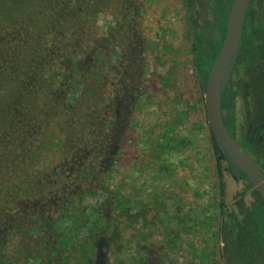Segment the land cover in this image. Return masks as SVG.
<instances>
[{"label": "trees", "instance_id": "trees-1", "mask_svg": "<svg viewBox=\"0 0 264 264\" xmlns=\"http://www.w3.org/2000/svg\"><path fill=\"white\" fill-rule=\"evenodd\" d=\"M115 1L117 18L121 15L127 21L130 9L125 5V13L123 4L136 5L138 0ZM103 4L104 0H0L3 254L22 235L28 258L39 264H98L96 244L101 233L108 234L120 251L119 217L137 218L131 207L124 209L126 198L116 194L109 182L124 137L115 130L116 96L122 88L124 63L130 58L121 41L132 32L127 27L120 36L115 31L104 38L98 34L96 20ZM183 4L189 8L188 2ZM221 8L227 15L225 6ZM226 15L214 51L199 39L192 46L194 67L204 91L224 41ZM234 100L228 88L223 117L237 137V121L228 116L234 111ZM175 140L178 146L172 143ZM244 143L258 158L252 142L247 139ZM190 145L191 141L175 136L163 147L183 150ZM217 162L224 264H264V201L246 177L253 196L251 204L249 208L241 204L231 213L224 201L223 167L220 160ZM259 163L264 170V163ZM100 195L98 203H85L87 198ZM22 203L36 204L31 207L36 213L5 229L12 210L22 209ZM4 259L3 264H15L7 256Z\"/></svg>", "mask_w": 264, "mask_h": 264}, {"label": "rangeland", "instance_id": "rangeland-1", "mask_svg": "<svg viewBox=\"0 0 264 264\" xmlns=\"http://www.w3.org/2000/svg\"><path fill=\"white\" fill-rule=\"evenodd\" d=\"M184 2L149 0L147 6L145 62L142 76L137 77L138 97L123 127L124 137L109 179L111 189L126 198L124 209L131 207L137 218L126 214L119 217L120 251L108 234L101 233L100 237L109 242L110 251L106 258H99L100 264H224L217 154L209 134L205 91L194 67V40L185 23ZM102 6L96 32L103 38L111 31L118 34L116 1L104 0ZM247 16L253 25L263 26L264 0H251ZM133 46L121 45L128 49V55L137 51L136 44ZM254 52L250 62L238 71V93L232 94L235 107L228 113L237 121L238 134L243 138L249 137L253 120H264V113L255 108L261 93L254 92ZM175 136L188 137L191 145L168 151L163 144ZM172 143L179 145L177 140ZM262 143L255 149L264 163ZM224 180L227 209L236 212L241 204L249 208L253 196L247 182L236 181L227 171ZM99 198L101 195L87 198L85 203L94 205ZM25 245L22 236H18L7 253L0 251V264L6 256L15 264H39L28 258Z\"/></svg>", "mask_w": 264, "mask_h": 264}, {"label": "flooded vegetation", "instance_id": "flooded-vegetation-1", "mask_svg": "<svg viewBox=\"0 0 264 264\" xmlns=\"http://www.w3.org/2000/svg\"><path fill=\"white\" fill-rule=\"evenodd\" d=\"M184 1L188 2L189 4V8L185 9V21H186L185 23L187 24V26H189V29L191 30L193 40L195 41L196 39L197 40L199 39L201 43L205 45H209L211 50L214 51V49L218 45V42L221 39L222 21L224 20L226 15L225 12L224 13L222 12L221 5L225 6V10H227L226 16L228 18L229 10L232 3H230V0H223V2H220V0H194L192 3L190 2V0H184ZM127 2L129 3L130 0H126V3ZM125 5L127 6V9H130V13H129L130 16L127 18V21L121 19L120 18L121 15L119 16L120 19L118 18V25H120L122 28L119 26L121 32L120 31L118 32V36L122 35V31H124L128 27L129 28L128 32L131 30L132 36L126 37L124 41L123 40L121 41V43L126 44L127 41L129 43L127 44L128 47L131 45L133 46V44H136L137 51H135V49L133 51L137 53L135 52L130 53L129 60L127 61L126 64L124 63L122 88H120L118 95L116 96L117 104L115 111L116 112L115 130L119 132L118 135H122L121 133L123 131V127H125L127 123V116L131 114V111L133 110V107L138 97L137 87L139 84H137L138 82L137 77L138 75L142 76V69H143L142 65L145 59V57H143L144 56L143 52L145 50L143 39L145 38L144 34L146 33L145 27L147 24V16L149 10L147 6L149 5V0H138V3L136 5L135 3L134 4L132 3V6L123 4L124 6L123 10L126 13L127 9L125 8ZM226 23H227V19H226ZM244 36H245V41H244ZM252 52H254L255 55L253 56L254 58H252L251 63L253 65L255 64V69H256V72H254L255 75H253L255 79L254 92L259 91V94L261 93L258 96L260 100L257 101L255 108L260 109V112L264 113V100H263L264 85L262 83L264 80V25L263 26L253 25V23H251L250 21V18L247 16V13L245 16V21L243 26L242 41H241L237 66L231 76L233 80V84L232 86L227 85L224 88V92L222 94V105L225 104V96L227 94L228 88H230L232 94H234L235 91H238V88H236L238 81L237 80L238 71L239 69H242L243 65L250 62V60L248 59L251 57ZM139 54L141 56H139ZM259 70L262 72V74H260L261 72H259ZM139 82L142 83L140 79ZM123 116L125 118L121 119ZM121 122L123 123V126L122 127L120 126L121 128H119ZM249 130H250L249 137L246 138L249 139L250 142H252L253 144L252 150L257 153L255 147L262 145L263 144L262 142L264 141V120H262V118L253 120L251 125L249 126ZM209 134L211 137L210 139L212 140L213 134L211 127H209ZM181 137L185 138L186 142L190 141L189 138L186 136H181ZM236 138L248 150V148L244 143L247 139L243 138L242 136H239L238 133ZM213 143L214 140L212 141V144ZM213 150L215 152L214 146H213ZM217 160H220L221 162L220 164L223 167V171H227L231 175L229 171V167L232 164L231 161L226 157L220 159L219 154L217 155ZM240 181L246 183L247 182L246 177H244ZM21 205H23L22 209H19L18 211H15L14 209L12 210L10 219L5 222V229L6 228L12 229L18 221L24 222L26 219H29L30 215H34L37 211L36 208L34 209L31 208V207H36V204L30 205L28 203H22ZM1 233H2V228L0 227V237H3ZM0 239L3 240V238ZM2 242H0V250L4 247L5 244V242L3 243ZM12 245L13 243L10 245V247ZM96 245H97L96 248L97 257H98L97 263L100 264L99 258L100 259L103 257L106 258V256H108V253L110 251V244L108 241H105V238L100 237ZM103 248L105 251H103ZM8 250H10V248Z\"/></svg>", "mask_w": 264, "mask_h": 264}, {"label": "water", "instance_id": "water-1", "mask_svg": "<svg viewBox=\"0 0 264 264\" xmlns=\"http://www.w3.org/2000/svg\"><path fill=\"white\" fill-rule=\"evenodd\" d=\"M251 0H233L226 23V33L210 70L205 91L208 122L219 158L231 161L229 171L236 181L247 177L264 201V171L253 155L228 130L222 108L224 88L232 86L231 78L238 62L245 16Z\"/></svg>", "mask_w": 264, "mask_h": 264}]
</instances>
